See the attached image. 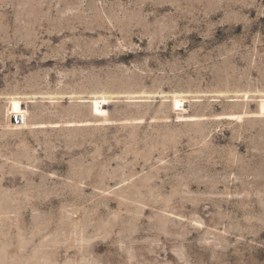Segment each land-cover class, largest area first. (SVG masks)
<instances>
[{
  "label": "rangeland",
  "instance_id": "1",
  "mask_svg": "<svg viewBox=\"0 0 264 264\" xmlns=\"http://www.w3.org/2000/svg\"><path fill=\"white\" fill-rule=\"evenodd\" d=\"M262 98L264 0H0V264H264Z\"/></svg>",
  "mask_w": 264,
  "mask_h": 264
},
{
  "label": "bare ground",
  "instance_id": "2",
  "mask_svg": "<svg viewBox=\"0 0 264 264\" xmlns=\"http://www.w3.org/2000/svg\"><path fill=\"white\" fill-rule=\"evenodd\" d=\"M13 97V96H12ZM250 97V96H249ZM248 97V98H249ZM169 98V97H168ZM81 99V98H80ZM84 99V98H83ZM112 99L111 97H106L105 95H96L92 98L91 100V113L97 118V117H101L103 119V117L105 118V116L107 115V110L105 109L106 105L108 104L109 100ZM129 99H144V97H131ZM188 99V98H187ZM194 99V98H193ZM30 100V99H29ZM128 100V99H127ZM234 100V99H232ZM231 100V101H232ZM82 101V100H81ZM117 101V99H116ZM135 101V100H134ZM195 101V100H193ZM249 101V99L247 100ZM25 103V102H24ZM185 98H183L182 96H173L172 98V109L174 111L177 112H183L186 110V106H185ZM190 103V102H189ZM85 104V103H83ZM89 104V103H88ZM109 105V104H108ZM7 116L8 117H12L14 126H16L17 128H22L24 126H26L28 123L27 121V115H28V110H26L23 105H22V101L19 98H11L8 106H7ZM243 113V112H242ZM256 113V112H255ZM251 115V114H250ZM254 115V114H253ZM183 116V115H182ZM192 116V115H191ZM223 116V115H222ZM246 117L244 114L242 115H228L226 116L228 119L231 118H236V117ZM255 116V115H254ZM257 116L259 117H263L264 116V98H262L259 102H258V112H257ZM184 117V116H183ZM186 117V116H185ZM180 118V116H179ZM182 118V117H181ZM198 118V117H197ZM202 118V117H201ZM208 118V117H207ZM222 118V117H221ZM15 119V121H14ZM98 119V118H97ZM106 119V118H105ZM104 119V120H105ZM190 119V118H189ZM194 119V118H192ZM203 119H206L203 117ZM17 120V121H16ZM184 120V119H183ZM102 121V120H101ZM97 122V121H96ZM100 122V121H99ZM106 122V121H105ZM140 122V121H139ZM92 123V122H91ZM90 123V124H91ZM107 123V122H106ZM73 124V123H72ZM71 124V125H72ZM75 124V123H74ZM77 124V123H76ZM81 124V123H80ZM104 124V121H103ZM85 125V123H84ZM11 126V125H10ZM9 128V127H8ZM13 129V128H12ZM21 130V129H20Z\"/></svg>",
  "mask_w": 264,
  "mask_h": 264
}]
</instances>
